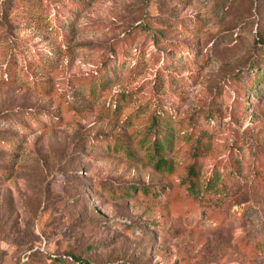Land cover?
<instances>
[{
	"label": "rangeland",
	"instance_id": "374dc122",
	"mask_svg": "<svg viewBox=\"0 0 264 264\" xmlns=\"http://www.w3.org/2000/svg\"><path fill=\"white\" fill-rule=\"evenodd\" d=\"M1 1L0 264H264V0Z\"/></svg>",
	"mask_w": 264,
	"mask_h": 264
},
{
	"label": "trees",
	"instance_id": "16d2710c",
	"mask_svg": "<svg viewBox=\"0 0 264 264\" xmlns=\"http://www.w3.org/2000/svg\"><path fill=\"white\" fill-rule=\"evenodd\" d=\"M3 7H4V2L1 1L0 9ZM96 82L102 85L103 78L102 77L98 78ZM89 86L90 89L94 88V85L92 83ZM120 96H123V94H121ZM118 108H120L119 103H116L114 112H116ZM164 138L167 139L166 135L162 133L161 128H159L158 126H153L151 129L146 131L145 134L139 140L141 146L145 150V154L149 163L156 170H162V169L170 170L172 167V162L167 157V153L164 150V142H163ZM206 143H207L206 140L203 139L201 136H198V138L196 139V144L192 153V162L188 166L187 175L184 179L186 181V187L189 193L195 191L200 185L199 179L201 175V161L205 151L207 150L205 146ZM136 189L137 187L133 185L129 186L128 189L125 190L123 188L119 190H115L114 188H112L114 193H120L122 196H124V193L130 196V192L134 193V190ZM141 190L145 191L146 189L144 188L139 189V191ZM67 258L70 260H75L76 264H83V260H81L78 257L68 255ZM58 259H61V257H59Z\"/></svg>",
	"mask_w": 264,
	"mask_h": 264
}]
</instances>
